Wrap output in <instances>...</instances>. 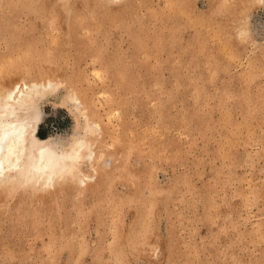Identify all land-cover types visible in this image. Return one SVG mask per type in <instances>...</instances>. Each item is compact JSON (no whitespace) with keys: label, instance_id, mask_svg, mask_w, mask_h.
Here are the masks:
<instances>
[{"label":"rangeland","instance_id":"1","mask_svg":"<svg viewBox=\"0 0 264 264\" xmlns=\"http://www.w3.org/2000/svg\"><path fill=\"white\" fill-rule=\"evenodd\" d=\"M21 79L54 84L37 139L87 147L0 180V264H264V2L0 0Z\"/></svg>","mask_w":264,"mask_h":264},{"label":"bare ground","instance_id":"2","mask_svg":"<svg viewBox=\"0 0 264 264\" xmlns=\"http://www.w3.org/2000/svg\"><path fill=\"white\" fill-rule=\"evenodd\" d=\"M1 84L0 180L11 183V180L23 178L29 182L34 178L36 183L41 181L45 186H50L55 178L62 175L69 162L80 158V152L86 143L78 139L74 147L64 150L55 142L37 139L42 118L40 114H30L29 111L33 109L36 99L54 86L52 81L21 79ZM26 104H29L27 112ZM88 127L93 129L99 126L90 123ZM86 179V176L82 175L79 182L85 183Z\"/></svg>","mask_w":264,"mask_h":264}]
</instances>
